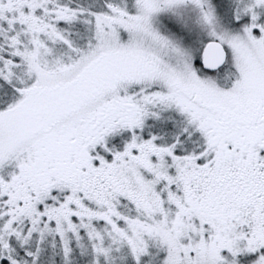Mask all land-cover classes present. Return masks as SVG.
Returning <instances> with one entry per match:
<instances>
[{"label":"snow or ice","instance_id":"obj_1","mask_svg":"<svg viewBox=\"0 0 264 264\" xmlns=\"http://www.w3.org/2000/svg\"><path fill=\"white\" fill-rule=\"evenodd\" d=\"M0 264H264V0H0Z\"/></svg>","mask_w":264,"mask_h":264}]
</instances>
